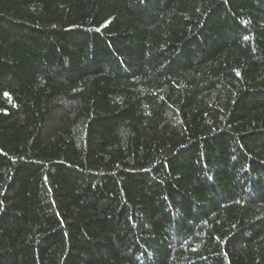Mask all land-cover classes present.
Instances as JSON below:
<instances>
[{"label": "trees", "instance_id": "trees-1", "mask_svg": "<svg viewBox=\"0 0 264 264\" xmlns=\"http://www.w3.org/2000/svg\"><path fill=\"white\" fill-rule=\"evenodd\" d=\"M0 264H264V0H0Z\"/></svg>", "mask_w": 264, "mask_h": 264}]
</instances>
